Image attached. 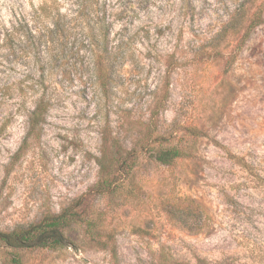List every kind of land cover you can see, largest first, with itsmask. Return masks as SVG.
<instances>
[{
    "label": "rangeland",
    "instance_id": "obj_1",
    "mask_svg": "<svg viewBox=\"0 0 264 264\" xmlns=\"http://www.w3.org/2000/svg\"><path fill=\"white\" fill-rule=\"evenodd\" d=\"M238 2L0 0V230L104 210L117 246L114 258L73 224L63 245L19 261L0 245V264H264V0L221 38ZM58 14L72 44L51 66L29 32ZM159 135L187 158L157 163ZM126 151L138 166L100 194L98 159ZM186 199L202 208L190 230L170 211Z\"/></svg>",
    "mask_w": 264,
    "mask_h": 264
},
{
    "label": "trees",
    "instance_id": "obj_2",
    "mask_svg": "<svg viewBox=\"0 0 264 264\" xmlns=\"http://www.w3.org/2000/svg\"><path fill=\"white\" fill-rule=\"evenodd\" d=\"M256 0H240L235 7L234 12L229 17V21L222 27L219 36L224 38L229 30L233 29L242 17L245 16L248 9L255 3ZM44 12L45 6L41 7ZM64 14H58L57 17L50 19V22L45 28L46 30L40 35L37 32L30 31L29 35L32 38V56L40 58L45 54V60L48 65L53 66L59 59H62L70 44L68 32L65 31L62 24ZM42 20L40 15L34 17V21ZM263 22L262 10H256L248 20L244 32L241 36L240 44H243L252 31ZM236 29V28H234ZM12 33L6 34V41L11 39ZM242 45L238 46L241 47ZM12 50V47H9ZM42 49L45 51L42 52ZM42 54V56H41ZM45 98L40 97L37 100L36 108L30 113V123L37 122L39 117L43 115L41 107ZM187 133L196 134V130L189 128ZM171 138L166 136H157L154 138L151 147L154 153L152 158L161 165L175 166L180 161L187 158V151L178 143L171 142ZM139 156L133 151H126L124 154L114 161H108L104 156L98 159L100 179L98 181V192L102 195H114L124 185L127 175L131 174L139 164ZM186 203V204H184ZM189 205H188V204ZM202 210L201 206L194 200H183L182 204L175 206L172 210L173 219L182 228L190 230L193 223L197 219V213ZM107 214L104 210H98L92 215L82 217L78 210L63 209L59 213L48 214L38 222L26 227L13 231L0 230V245L12 249L16 254L13 259L17 260V252L30 248H57L65 243L66 231L73 224L84 225L86 234L90 239L107 248L112 257L117 258V246L115 235L110 230L107 222ZM192 222V223H191ZM166 264V263H165Z\"/></svg>",
    "mask_w": 264,
    "mask_h": 264
}]
</instances>
